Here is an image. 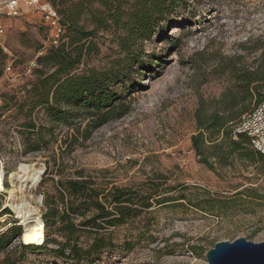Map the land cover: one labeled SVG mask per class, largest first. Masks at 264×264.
I'll use <instances>...</instances> for the list:
<instances>
[{"label": "rangeland", "instance_id": "1", "mask_svg": "<svg viewBox=\"0 0 264 264\" xmlns=\"http://www.w3.org/2000/svg\"><path fill=\"white\" fill-rule=\"evenodd\" d=\"M182 2L136 48L141 63L132 67L123 88H114L125 96L128 113L90 130L87 138L83 135L87 121L77 123L81 124L79 133L75 127L58 125L50 151L33 154L22 153L17 131L23 117L15 104L36 81V60L51 48L52 30L31 8L21 18L4 20L0 36L4 188L0 191V235L20 234L0 250V262L9 256L11 264H74L53 254L50 249L56 246L52 243L22 247L24 230L16 211L36 209L44 219L43 194L53 192L59 178H76L78 172L102 188H128L138 196L155 193L161 202L175 199L153 204L147 215L111 230L113 242L130 241L135 244L132 249L101 252L87 264H206L205 253L196 255L191 248L208 250L216 242L239 237L264 241V176L258 174L256 165L235 160L229 167L210 170L198 162L190 143L196 133L198 97L218 98L228 86L223 78L209 73L215 59L239 54L250 63L259 55L242 46L264 44V0ZM86 25L92 27L88 21ZM94 42L98 54L75 73L108 69L124 59L114 30H98ZM38 113L37 122L42 118ZM20 166L25 168L19 171ZM46 167L48 174L43 175ZM40 169L42 176L32 187L28 176ZM55 226H51L52 233ZM90 242V237L80 236L82 247Z\"/></svg>", "mask_w": 264, "mask_h": 264}, {"label": "trees", "instance_id": "2", "mask_svg": "<svg viewBox=\"0 0 264 264\" xmlns=\"http://www.w3.org/2000/svg\"><path fill=\"white\" fill-rule=\"evenodd\" d=\"M40 1L56 12L63 32L58 44L37 58V79L25 91L23 100L15 104L17 114L23 117L17 134L24 154L50 151L58 125L75 127V132L79 133L81 124L77 123L87 121L83 133L87 138L90 130L125 116L128 113L125 96L114 88L119 85L123 88L132 67L141 63L135 54L136 48L183 3L182 0ZM98 30L115 31L124 59L117 60L108 69L91 68L83 74L75 73L87 59L98 54L94 42ZM242 49L248 53L259 52V55L250 63L239 54L215 59L209 73L223 78L228 86L218 98L198 97L194 111L196 133L190 137L191 149L198 162L210 170L216 166L229 167L239 160L256 165L258 174L264 176V154L251 148L246 135L235 133L242 118L264 102V44L252 48L242 46ZM38 112L42 118L37 122L34 116ZM46 173L47 167L43 175ZM53 185V192L43 194L42 221L46 231L36 237L22 232L21 246L28 249L52 243L56 246L50 249L53 254L74 264H87L101 252L132 249L135 244L130 241L113 242L111 230L147 215L153 204L175 200L163 198L161 202L162 198H156L155 193L138 196L128 188H102L80 172L76 178H59ZM53 225L56 226L52 233ZM19 234L14 232L13 235ZM53 234L56 238H51ZM13 235H0V250L11 242ZM81 235L90 237L88 246L80 245ZM191 249L196 255L207 251ZM9 263V256L0 262Z\"/></svg>", "mask_w": 264, "mask_h": 264}, {"label": "built area", "instance_id": "3", "mask_svg": "<svg viewBox=\"0 0 264 264\" xmlns=\"http://www.w3.org/2000/svg\"><path fill=\"white\" fill-rule=\"evenodd\" d=\"M23 6L41 14L44 22L52 30V45H57L63 28L53 8L40 0H0V36L5 30L4 20L21 18ZM235 133L246 135L251 148L264 154V102L242 118L235 128Z\"/></svg>", "mask_w": 264, "mask_h": 264}, {"label": "water", "instance_id": "4", "mask_svg": "<svg viewBox=\"0 0 264 264\" xmlns=\"http://www.w3.org/2000/svg\"><path fill=\"white\" fill-rule=\"evenodd\" d=\"M206 264H264V241L252 242L243 237L216 242L205 252Z\"/></svg>", "mask_w": 264, "mask_h": 264}, {"label": "bare ground", "instance_id": "5", "mask_svg": "<svg viewBox=\"0 0 264 264\" xmlns=\"http://www.w3.org/2000/svg\"><path fill=\"white\" fill-rule=\"evenodd\" d=\"M25 167L20 166L19 171H22ZM28 174V173H27ZM42 170H37L31 176L29 175L28 178L32 182V187H35L39 182ZM30 184V182H29ZM4 190L3 183H2V175L0 174V191ZM16 217L19 219L20 225L23 226V230L25 233L37 236L40 235L44 230L43 221L40 218L36 209H31L29 211H16Z\"/></svg>", "mask_w": 264, "mask_h": 264}, {"label": "crops", "instance_id": "6", "mask_svg": "<svg viewBox=\"0 0 264 264\" xmlns=\"http://www.w3.org/2000/svg\"><path fill=\"white\" fill-rule=\"evenodd\" d=\"M30 9L28 8H25L24 6L22 7L21 11L23 13V16H25L28 12H29Z\"/></svg>", "mask_w": 264, "mask_h": 264}]
</instances>
